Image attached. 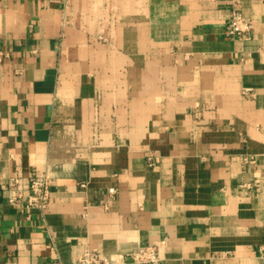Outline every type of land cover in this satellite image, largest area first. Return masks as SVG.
<instances>
[{"label":"crops","instance_id":"obj_1","mask_svg":"<svg viewBox=\"0 0 264 264\" xmlns=\"http://www.w3.org/2000/svg\"><path fill=\"white\" fill-rule=\"evenodd\" d=\"M240 1L232 39V0H0V264H264V0Z\"/></svg>","mask_w":264,"mask_h":264},{"label":"built area","instance_id":"obj_2","mask_svg":"<svg viewBox=\"0 0 264 264\" xmlns=\"http://www.w3.org/2000/svg\"><path fill=\"white\" fill-rule=\"evenodd\" d=\"M240 0H232L231 16L226 28V35L232 39L248 38L253 30V25L249 22L240 10ZM252 89H245L244 94L251 93ZM149 165L154 166L152 157H149ZM246 161L255 162L253 158H246ZM16 182V180H15ZM49 181L46 177H34L30 182V195L27 202L28 207L36 208L44 212L48 206L50 199V191L48 188ZM82 184V187H85ZM116 189L111 188L109 193L116 194ZM120 261L114 260L111 256L100 255L97 249H85L83 254L74 264H127L128 258L132 264H156L159 261L158 249L150 246L141 250L119 255Z\"/></svg>","mask_w":264,"mask_h":264}]
</instances>
